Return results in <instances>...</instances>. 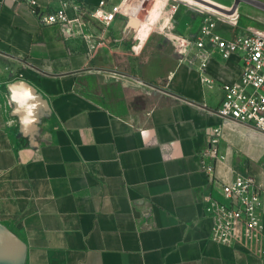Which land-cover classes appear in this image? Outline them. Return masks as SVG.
Here are the masks:
<instances>
[{"label":"crops","instance_id":"obj_1","mask_svg":"<svg viewBox=\"0 0 264 264\" xmlns=\"http://www.w3.org/2000/svg\"><path fill=\"white\" fill-rule=\"evenodd\" d=\"M32 3L0 0V223L24 243L22 264H264V228L237 223L217 243L206 212V196L224 201L222 185L239 176L264 187V135L214 113L240 59L211 61V87L181 57L162 82L134 80L42 24L33 9L57 10V0ZM21 119L37 125L32 141ZM214 137L220 156L204 157Z\"/></svg>","mask_w":264,"mask_h":264},{"label":"built area","instance_id":"obj_2","mask_svg":"<svg viewBox=\"0 0 264 264\" xmlns=\"http://www.w3.org/2000/svg\"><path fill=\"white\" fill-rule=\"evenodd\" d=\"M33 4L32 0H26ZM60 8L44 12L34 8L42 24L59 25L68 38L79 37L85 41L89 52L103 43L104 32L110 28L119 14L120 7L109 8L108 0L97 7H88L83 0H57ZM200 27L195 35L184 37L181 61L197 68L202 84L211 87L218 82L209 72L213 60L221 63L232 57L240 59L241 74L234 82H220L223 92L214 113L223 120L246 126L264 135V35L239 28L238 8L224 7L203 11ZM89 24L100 29L90 33ZM217 131V130H216ZM33 139L30 138V141ZM219 140L210 139V148L204 153L214 159L219 155ZM208 189L215 181L214 166L205 165ZM225 200L206 196V212L215 221L212 238L217 243L229 244L235 237L237 223L247 231L264 228V187L251 176H239L233 182L222 185Z\"/></svg>","mask_w":264,"mask_h":264},{"label":"rangeland","instance_id":"obj_3","mask_svg":"<svg viewBox=\"0 0 264 264\" xmlns=\"http://www.w3.org/2000/svg\"><path fill=\"white\" fill-rule=\"evenodd\" d=\"M214 1L225 7L239 3V28L264 35V0ZM203 11L178 0H127L98 47L103 65L134 80L168 79L180 63L184 37L196 34Z\"/></svg>","mask_w":264,"mask_h":264},{"label":"water","instance_id":"obj_4","mask_svg":"<svg viewBox=\"0 0 264 264\" xmlns=\"http://www.w3.org/2000/svg\"><path fill=\"white\" fill-rule=\"evenodd\" d=\"M236 6V5H235ZM23 85H26L23 83ZM18 90V84L14 86ZM17 115V114H16ZM21 119V123H22ZM23 131L29 134V138L33 139V135L38 130L37 125H25L22 123ZM26 255L24 243L5 225L0 223V264H22Z\"/></svg>","mask_w":264,"mask_h":264},{"label":"clouds","instance_id":"obj_5","mask_svg":"<svg viewBox=\"0 0 264 264\" xmlns=\"http://www.w3.org/2000/svg\"><path fill=\"white\" fill-rule=\"evenodd\" d=\"M22 123H24L25 125H27L28 123H30V121L24 120V121H22Z\"/></svg>","mask_w":264,"mask_h":264}]
</instances>
